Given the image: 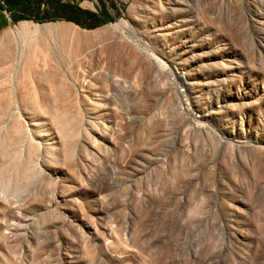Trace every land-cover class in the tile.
I'll list each match as a JSON object with an SVG mask.
<instances>
[{
	"label": "rangeland",
	"instance_id": "1",
	"mask_svg": "<svg viewBox=\"0 0 264 264\" xmlns=\"http://www.w3.org/2000/svg\"><path fill=\"white\" fill-rule=\"evenodd\" d=\"M75 1L96 27L0 0L20 61L0 66V264H264V0ZM148 50L168 71L135 61ZM74 70L118 75L100 112L67 98ZM27 107L83 131L33 154L7 135Z\"/></svg>",
	"mask_w": 264,
	"mask_h": 264
},
{
	"label": "bare ground",
	"instance_id": "2",
	"mask_svg": "<svg viewBox=\"0 0 264 264\" xmlns=\"http://www.w3.org/2000/svg\"><path fill=\"white\" fill-rule=\"evenodd\" d=\"M29 23H21V28H24L28 26ZM60 27V23H54V24H47V25H36L34 24V31L39 32L40 30H43L46 32V30L53 29L56 30ZM39 30V31H38ZM96 31H86L83 36H90L92 34L97 33ZM4 45L6 49H0V66H5L2 68V70H7L10 75L15 74V71L13 72V68L18 67L20 64V61H18V65L16 64V56L17 53L12 45H5L2 41H0V46ZM144 56H137L135 58V61L139 64H141V67L146 70L147 66L144 64V61H149L153 63L154 65L159 67L161 70L160 72H164L165 70L168 71L167 66L162 63L159 59H157L154 52H151L148 50L147 53H143ZM70 58V57H69ZM77 60V59H76ZM75 60V61H76ZM70 61V60H69ZM75 61L72 60L71 64H74ZM78 63V60L76 61ZM76 63V64H77ZM81 64V63H80ZM73 66V65H72ZM78 68L81 66L78 65ZM175 66V65H174ZM76 68V66L74 67ZM174 68V67H173ZM174 75L178 77V80H182L183 84H189L187 83V79L185 77V73H182L181 69L178 67H175L174 69ZM78 71V70H77ZM171 71V70H170ZM76 71L71 74L69 77L70 85H67V92L66 96L71 101H77L79 102L82 99V96L89 97V99L92 100L93 106L91 108V113H97L100 112L102 109V103L106 100L112 97L113 92L118 88V75L114 74L111 75L109 73L107 74H98L95 71H84L82 73H75ZM57 77L55 74L51 75L48 74L46 76V80L49 82V85L51 86V89H54L55 87H58L60 83L58 84L56 82ZM181 81V82H182ZM186 81V82H185ZM66 85V84H65ZM120 86V85H119ZM88 92H91L89 95ZM93 98V99H92ZM43 101V100H42ZM40 104V110L45 111V106L41 103ZM1 109V107H0ZM3 109V108H2ZM7 112H10V110L3 109L2 115L6 114ZM13 117V116H12ZM24 120L26 122L23 123L22 119H14L12 121L7 135L11 134V132L15 133L16 136H19L21 139H25V143L27 140H29V152L33 154H37L42 146V149L49 152L50 154H53L55 159H57L60 155V153L64 150V148L67 146V142L71 143L73 141L75 136H71L70 139L67 137L68 133L71 129H78L79 133L83 131V124H75L73 125L71 120L66 119L63 116H57L55 120L56 129L53 130L54 133L51 131L48 132L46 130V127H44L43 120L41 117H39V114L36 112L35 109H31V107H27L25 111ZM108 127V126H107ZM106 129V127H105ZM48 138V139H45ZM40 141V142H39ZM45 141V142H42ZM62 141V142H61ZM42 143L44 145H42ZM38 145L39 147H36ZM19 151V150H17ZM13 152H16L15 150Z\"/></svg>",
	"mask_w": 264,
	"mask_h": 264
},
{
	"label": "trees",
	"instance_id": "3",
	"mask_svg": "<svg viewBox=\"0 0 264 264\" xmlns=\"http://www.w3.org/2000/svg\"><path fill=\"white\" fill-rule=\"evenodd\" d=\"M14 20L44 21L62 18L78 26L94 28V15L81 9L75 0H2Z\"/></svg>",
	"mask_w": 264,
	"mask_h": 264
}]
</instances>
